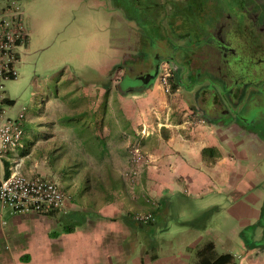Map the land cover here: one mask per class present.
<instances>
[{
    "label": "crops",
    "instance_id": "0c3cea01",
    "mask_svg": "<svg viewBox=\"0 0 264 264\" xmlns=\"http://www.w3.org/2000/svg\"><path fill=\"white\" fill-rule=\"evenodd\" d=\"M19 1L28 37L20 49L18 69L30 57L45 21L43 13L32 9L35 0ZM111 68L109 89L124 75L123 64L114 62ZM118 74L116 81L113 76ZM97 97H90L95 106ZM110 100L102 154L85 152L94 145H86L72 125L63 123L64 117L75 114L59 104L51 109L54 103L47 99L41 111L25 115L24 148L0 160V174L17 161L23 175L57 183L66 201L63 209L25 214L0 206V264H199L223 256H228L227 264H238L244 256L247 264H264V248L250 249L241 237L248 229L256 241L264 233V139L252 128L216 129L189 110L182 122L179 119L171 127L159 124L149 136L137 139L151 162L136 187L137 195L130 198L122 181L115 190L99 182L120 177L115 165H104L102 179L90 165L92 160L109 163L113 151L116 165L124 167L127 144L123 142L130 138L126 132L131 131L132 121H146L151 115L146 105L152 104V111L154 104L162 106L166 99L146 96L137 108L122 105L123 110H115ZM141 103L145 109H139ZM0 106L6 116L16 117L15 102ZM70 149L76 150L72 156ZM70 164L74 171L68 170ZM206 202L213 207L224 202L230 223L208 218ZM136 213H150L154 221L136 222Z\"/></svg>",
    "mask_w": 264,
    "mask_h": 264
},
{
    "label": "rangeland",
    "instance_id": "374dc122",
    "mask_svg": "<svg viewBox=\"0 0 264 264\" xmlns=\"http://www.w3.org/2000/svg\"><path fill=\"white\" fill-rule=\"evenodd\" d=\"M210 1L216 3L217 0H35L32 9L40 15L43 13L44 25L40 31H37L34 39L36 43H34L33 50L30 49V57L18 69L19 76L3 83L5 96L15 102L12 109L14 115L22 109H24L25 115L39 112L42 110L43 101L48 99L54 103L50 106L51 109L56 110L57 104H59L60 108L75 114L73 117L67 116L62 119L63 123L68 126L75 125L80 121L96 122V118L100 116L97 108L101 109L105 106L101 103L104 93H98V91L109 85L112 64L114 62L123 64V73H125V70L129 68L128 60L139 59L138 56L142 53L136 52L139 46L143 47L141 48L143 53H147L148 56L150 52H153L151 44L156 43L160 38L159 36L168 37L170 43L175 42L176 36L171 27H175L177 30L182 29L184 32L190 31L193 27L191 18L194 21L199 17V26L201 28L207 27L210 24L211 14L214 16V13H217L215 4L209 5ZM173 5L179 8L183 5L188 8L189 5L192 9L181 18V16L178 17L174 14V12L178 14L180 12ZM198 7L199 12L204 13V16H197ZM180 20H183L184 24L177 27L176 22ZM165 57L170 59V51ZM163 63L166 62L160 63L162 68L166 67L168 71L167 65L163 66ZM169 66L171 70L174 69L173 66ZM170 76L167 77L166 85H163L159 74L153 84L147 88L139 91H128L127 88H131L128 86V82L133 79L131 73L127 78V85H121L124 84L121 81L122 83L119 82L114 84V87L107 88L108 95L106 96L111 99L110 104L115 110H123L122 105L126 109L137 108L138 102H141V99H145L146 96H165L164 105L154 104L156 107L152 111L150 110L152 104L146 105L151 115L141 123L139 120H133L134 128L131 125V132L140 131L142 124L153 132L159 124H166L171 127L179 119L182 122L188 118L190 108L187 103L191 95L180 86L181 84L176 83L178 81L176 75ZM113 77L117 81V78L121 76L118 74ZM33 82L34 86H32ZM91 96H99L96 106L90 99ZM118 96H122L124 100L117 99ZM171 96H178L177 101ZM222 101L225 102L226 100L222 99ZM141 104L139 109L144 107ZM200 105L209 124L216 129L222 127L221 123L216 121L218 111L212 110V102L210 101L211 110L205 108L206 106L203 104ZM6 110L9 111L10 108L6 107ZM82 112L85 113L82 114ZM230 126L232 124L223 128ZM252 129L254 133L258 134V137L264 139V121L256 124ZM131 132H126L130 135L129 140L138 142L139 133L138 136L134 137ZM123 143L127 144V139ZM125 150L127 156L122 168L116 165V156L113 151L112 157L108 159L109 163L97 164L95 160H92L90 166L102 179L104 165L109 167L115 165L114 168L119 171L120 177L102 179L99 182L102 187L114 190L119 188V184L123 182L129 197L134 198L137 195L135 190L141 178L133 187L122 178L121 173L127 166L128 160L127 146ZM74 151L76 150H69L71 156ZM74 169L76 167L70 164L68 170L74 171ZM96 183L94 182L95 185H97ZM207 203L203 205V209L207 210L205 213H207L208 218L213 217L215 222L227 225L230 223L229 216L224 211V202L217 207L208 206ZM134 216L135 214H133ZM175 224L173 223V225Z\"/></svg>",
    "mask_w": 264,
    "mask_h": 264
},
{
    "label": "flooded vegetation",
    "instance_id": "af4514ba",
    "mask_svg": "<svg viewBox=\"0 0 264 264\" xmlns=\"http://www.w3.org/2000/svg\"><path fill=\"white\" fill-rule=\"evenodd\" d=\"M214 4L217 13L211 14L207 27L199 26V17L194 21L191 18L195 27L190 31L171 27L176 41L170 43L168 37L159 36V40L151 44L153 52L148 54L149 57L139 46L136 52L142 53L139 59L128 60L129 68L125 70L124 84L121 85H127V78L132 73L128 91L147 88L160 74V63L165 61L163 66L168 67V77L176 75V83L191 95L187 106L205 123L209 122L200 104L211 110V101L212 110L218 111L216 121L222 127L232 124L253 128L264 121V0H217L209 3ZM173 6L180 12L174 14L181 18L192 9L189 5L188 8L185 5L181 8ZM203 14L199 12L197 16ZM176 23L180 27L184 21ZM169 51L170 59L165 57ZM169 65L174 69L171 70Z\"/></svg>",
    "mask_w": 264,
    "mask_h": 264
},
{
    "label": "built area",
    "instance_id": "2783aa9c",
    "mask_svg": "<svg viewBox=\"0 0 264 264\" xmlns=\"http://www.w3.org/2000/svg\"><path fill=\"white\" fill-rule=\"evenodd\" d=\"M28 30L25 14L19 0H0V102L4 99V85L19 75L20 49L26 42ZM168 71L162 68L160 79L167 84ZM1 107V106H0ZM24 109L15 118L8 117L0 108V160L24 148ZM149 130L142 126L139 139L149 136ZM128 160L122 171V178L128 185L138 183L151 159L143 152L138 142L127 138ZM65 195L61 187L44 177H28L20 173L19 162L14 161L5 174H0V206H6L16 214L37 213L46 210L63 209ZM134 221L149 224L154 221L150 213L135 214ZM238 264H247L245 256Z\"/></svg>",
    "mask_w": 264,
    "mask_h": 264
},
{
    "label": "trees",
    "instance_id": "16d2710c",
    "mask_svg": "<svg viewBox=\"0 0 264 264\" xmlns=\"http://www.w3.org/2000/svg\"><path fill=\"white\" fill-rule=\"evenodd\" d=\"M105 90H99L98 93L103 92V100H102V105L105 104L104 107H101V109L97 108V112H99V117L96 118L97 121H88V122H79L77 124H73L72 127L74 128V132L78 135V137L82 138L83 140H85V144H90L89 142H91L94 147L93 148H89L86 149V151L91 152V153H97L100 152L105 153L106 152V148H102V146L104 145V137H103V133H104V125H109V123H106V118H105V111L107 108V100L109 96L108 95V91H107V87L103 88ZM122 99V96H118L117 99ZM117 101V100H116ZM14 101L12 100H8V99H3L0 102V105H13ZM107 122H109V119L107 120ZM131 132V131H130ZM133 134L134 137L138 136L139 131L137 132H131ZM95 140V142L93 141ZM259 226H262L261 223H259ZM242 240H243V244L244 246L250 248V249H254V248H264V233L261 239L259 240H254L253 238V230L252 229H248L243 230L242 231ZM229 263V259L228 256H223L220 259L214 260V261H208V260H204L202 259L199 264H227Z\"/></svg>",
    "mask_w": 264,
    "mask_h": 264
}]
</instances>
